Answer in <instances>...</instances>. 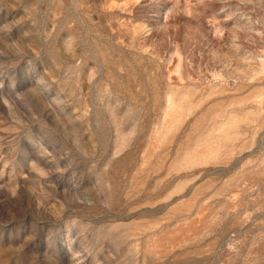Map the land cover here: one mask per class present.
Instances as JSON below:
<instances>
[{"label": "rangeland", "instance_id": "rangeland-1", "mask_svg": "<svg viewBox=\"0 0 264 264\" xmlns=\"http://www.w3.org/2000/svg\"><path fill=\"white\" fill-rule=\"evenodd\" d=\"M0 264H264V0H0Z\"/></svg>", "mask_w": 264, "mask_h": 264}]
</instances>
